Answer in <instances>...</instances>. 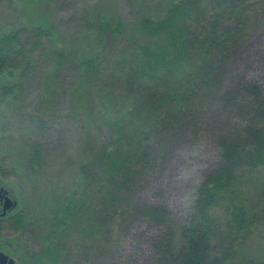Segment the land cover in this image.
Listing matches in <instances>:
<instances>
[{
  "label": "trees",
  "instance_id": "1",
  "mask_svg": "<svg viewBox=\"0 0 264 264\" xmlns=\"http://www.w3.org/2000/svg\"><path fill=\"white\" fill-rule=\"evenodd\" d=\"M208 1L201 18L194 10L200 0H169L161 14L124 26L115 6L110 17L114 22L106 21L102 0L89 12L87 31L92 33L85 31L72 46H53L55 69L70 60L77 76L87 80L85 93L76 99L85 110L86 135L101 129L107 136L100 145L94 143L92 153L79 165L81 194L75 192L46 213L52 235L72 227L77 233L100 235L105 246L113 222L133 206L137 216L153 225L154 233L141 240L150 253L146 261L137 257L120 264H259L243 255L264 224L261 211L250 206L245 191L264 169V83L251 81L246 74L229 80L219 75L226 66L222 55L237 37L241 11L235 6L241 0ZM121 27L131 48L118 57L113 45H106V36L115 44L112 37L122 35ZM21 31L36 38L40 47L53 36L49 29ZM18 44V31L0 34V73L11 68L12 57L19 60ZM95 81L100 87L93 95ZM111 87L113 97L106 94ZM88 103L94 109L85 107ZM109 105H114L113 113ZM215 105L217 119L199 115L191 121L199 110ZM159 137L171 143L164 144L163 153L178 143L174 137L218 150L216 163L203 173L192 219L177 228L166 205L136 202L142 178L160 162V154L154 157ZM41 164L39 160L37 167ZM11 219L16 231L35 221L30 210ZM38 252L30 256L35 264H41L43 257L58 264L61 256L59 247ZM28 263L33 261L27 258L24 264Z\"/></svg>",
  "mask_w": 264,
  "mask_h": 264
},
{
  "label": "rangeland",
  "instance_id": "2",
  "mask_svg": "<svg viewBox=\"0 0 264 264\" xmlns=\"http://www.w3.org/2000/svg\"><path fill=\"white\" fill-rule=\"evenodd\" d=\"M99 1L102 0H0V34L18 31L21 48L19 60L12 57L11 68L0 73V252L13 259V264H24L27 258L35 264L30 257L35 251L42 254L44 248L54 247L61 250L58 264H120L137 257L146 261L150 253L141 240L152 234L153 225L137 216L133 206L113 222L112 236L105 246L100 235L90 233L87 227L88 235L72 227L64 234L52 235L51 219L46 214L68 196L78 191L81 194L83 177L79 165L92 153L94 143L100 145L107 136L101 129L98 134L93 131L92 136L86 135L85 110L76 99L85 93L87 80L81 79L78 72L77 76L70 60L56 70L53 54L56 43L68 47L79 42L78 37L88 29L91 7ZM168 1L103 0L102 9L106 21L113 23L111 8L117 7L118 19L126 26L147 15L161 14ZM200 1L194 10L201 18L209 1ZM237 4L235 7L241 11L239 30L222 55L226 66L219 75L229 80L246 74L251 81L264 83V0H241ZM33 28L49 29L53 36L40 47L36 38L21 33ZM121 28L119 38L111 36L115 44L106 36V45H113L118 57L131 48L126 29ZM97 84L95 81L91 89L93 95L98 94ZM114 90L108 88L106 94L113 97ZM93 105L85 107L94 109ZM113 106H107L110 113ZM218 111L217 105L205 106L191 121L199 115L217 119ZM173 141L178 143L173 142L163 153L164 144L171 143L161 137L156 139L154 157L160 154L161 160L142 178L136 202L166 205L173 213V227L177 228L192 219L203 173L216 163L218 150L213 145H191L177 137ZM39 160L42 164L38 168ZM245 191L250 206L264 217V169L246 185ZM24 210L26 215L29 210L34 213V223L23 230H13L11 218ZM79 213L84 224V210ZM244 252L246 258L264 264V224ZM41 264L55 262L43 257Z\"/></svg>",
  "mask_w": 264,
  "mask_h": 264
},
{
  "label": "water",
  "instance_id": "3",
  "mask_svg": "<svg viewBox=\"0 0 264 264\" xmlns=\"http://www.w3.org/2000/svg\"><path fill=\"white\" fill-rule=\"evenodd\" d=\"M14 260L3 252H0V264H13Z\"/></svg>",
  "mask_w": 264,
  "mask_h": 264
}]
</instances>
